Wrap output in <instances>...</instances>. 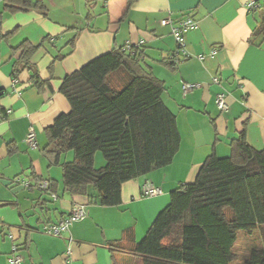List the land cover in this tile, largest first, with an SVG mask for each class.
I'll return each mask as SVG.
<instances>
[{
	"label": "crops",
	"instance_id": "0c3cea01",
	"mask_svg": "<svg viewBox=\"0 0 264 264\" xmlns=\"http://www.w3.org/2000/svg\"><path fill=\"white\" fill-rule=\"evenodd\" d=\"M38 1L46 15L10 12L0 0V264H7L13 244L21 264H143L130 250L168 204L172 189L192 182L210 153L228 156L230 139L243 127L248 144L264 148V47L250 41L261 12L247 9L250 0ZM188 16L197 26L184 35L188 56L173 66L167 58L177 45L170 26L160 21ZM24 42L37 46L28 62ZM137 45L139 65L165 85L162 100L176 116L180 146L169 165L124 182L118 205L101 206L64 190L61 165L44 154L45 129L70 109L59 91L65 75L113 47ZM60 54L65 56L56 59ZM33 70L48 84H32ZM127 77L119 69L109 81L120 88ZM184 82L199 86L183 94ZM218 92L225 94L226 111L216 106ZM30 128L37 140L33 150L25 142ZM69 152L60 162L72 160ZM103 164L95 154L94 166ZM43 181L54 192L40 188ZM145 182L161 193L143 196ZM75 203L85 207L84 219L59 237L43 233Z\"/></svg>",
	"mask_w": 264,
	"mask_h": 264
},
{
	"label": "trees",
	"instance_id": "16d2710c",
	"mask_svg": "<svg viewBox=\"0 0 264 264\" xmlns=\"http://www.w3.org/2000/svg\"><path fill=\"white\" fill-rule=\"evenodd\" d=\"M256 1L261 14L250 41L264 47V0ZM4 7L46 15L38 0H4ZM21 49L28 62L37 46L24 42ZM141 57L138 45L113 47L62 79L59 91L70 109L45 129L43 150L50 164L61 165L70 194L118 205L124 182L169 165L178 152L176 116L162 100L165 85L139 65ZM119 69L128 77L115 88L109 76ZM31 82L48 84L34 70ZM229 147L228 156L210 153L192 182L170 191L168 204L130 250L143 264H264V148L248 144L244 127ZM67 151L72 160L60 162ZM97 152L104 159L98 168ZM241 237L248 242L242 254L236 251Z\"/></svg>",
	"mask_w": 264,
	"mask_h": 264
},
{
	"label": "built area",
	"instance_id": "2783aa9c",
	"mask_svg": "<svg viewBox=\"0 0 264 264\" xmlns=\"http://www.w3.org/2000/svg\"><path fill=\"white\" fill-rule=\"evenodd\" d=\"M103 3H106L108 0H100ZM258 2L256 0H250L247 2L246 7L249 11H252L258 7ZM161 25L163 26H170L171 36L173 37L174 41L176 42L177 49L174 50L167 61L169 64L175 66L181 60L185 59L188 56V52L186 49L184 35L188 31L194 29L197 26V22L192 17H184L179 20H173L171 18H165L160 21ZM199 84L196 83H182V92L183 94L193 90L194 88L198 87ZM225 94L224 92H218L215 96V103L217 108L220 111H226L228 109V104L225 101ZM25 142L30 150H33L37 147V140L36 134L33 128H30L25 136ZM25 185L28 186V182H25ZM40 188H48L47 182H41L38 185ZM161 193V189L152 185L150 182H145L142 186V194L143 196H155ZM55 198V195L52 194ZM87 212L83 205L75 203L70 208L66 217L58 221L57 223L47 224L43 227L42 231L45 234L59 237L64 232L68 231L69 226L82 220L85 218ZM67 253H69V248L67 249ZM23 261L22 256L18 252V246L13 244L11 247V254L7 258V264H21Z\"/></svg>",
	"mask_w": 264,
	"mask_h": 264
},
{
	"label": "rangeland",
	"instance_id": "374dc122",
	"mask_svg": "<svg viewBox=\"0 0 264 264\" xmlns=\"http://www.w3.org/2000/svg\"><path fill=\"white\" fill-rule=\"evenodd\" d=\"M69 155H72V151L69 152ZM96 155H99V157H102L100 152H97ZM247 245H248V242L244 237L239 238L236 244V251L241 254L244 253L246 251Z\"/></svg>",
	"mask_w": 264,
	"mask_h": 264
}]
</instances>
